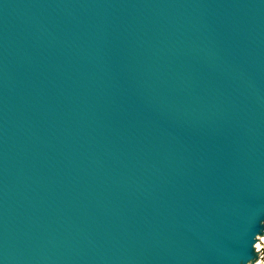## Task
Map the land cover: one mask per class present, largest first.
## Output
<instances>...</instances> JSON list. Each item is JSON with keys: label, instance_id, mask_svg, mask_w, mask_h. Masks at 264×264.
Listing matches in <instances>:
<instances>
[{"label": "water", "instance_id": "1", "mask_svg": "<svg viewBox=\"0 0 264 264\" xmlns=\"http://www.w3.org/2000/svg\"><path fill=\"white\" fill-rule=\"evenodd\" d=\"M264 0H0V264H255Z\"/></svg>", "mask_w": 264, "mask_h": 264}, {"label": "rangeland", "instance_id": "2", "mask_svg": "<svg viewBox=\"0 0 264 264\" xmlns=\"http://www.w3.org/2000/svg\"><path fill=\"white\" fill-rule=\"evenodd\" d=\"M256 250L259 251V259L255 264H264V235L259 236V240L255 244Z\"/></svg>", "mask_w": 264, "mask_h": 264}]
</instances>
